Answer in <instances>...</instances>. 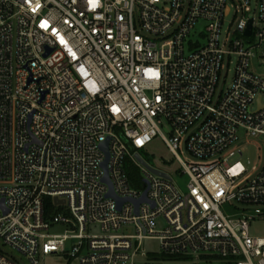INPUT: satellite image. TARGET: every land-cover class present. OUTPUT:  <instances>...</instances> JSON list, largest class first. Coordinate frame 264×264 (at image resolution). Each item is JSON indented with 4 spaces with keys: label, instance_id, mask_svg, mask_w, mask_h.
Returning <instances> with one entry per match:
<instances>
[{
    "label": "built area",
    "instance_id": "2783aa9c",
    "mask_svg": "<svg viewBox=\"0 0 264 264\" xmlns=\"http://www.w3.org/2000/svg\"><path fill=\"white\" fill-rule=\"evenodd\" d=\"M255 59L264 0H0V264H264L249 233L264 219ZM157 135L185 192L139 153Z\"/></svg>",
    "mask_w": 264,
    "mask_h": 264
},
{
    "label": "rangeland",
    "instance_id": "374dc122",
    "mask_svg": "<svg viewBox=\"0 0 264 264\" xmlns=\"http://www.w3.org/2000/svg\"><path fill=\"white\" fill-rule=\"evenodd\" d=\"M254 4L253 1H251V8H253ZM230 19V16L226 18V22ZM233 60V59H232ZM253 71L258 73L259 75L264 77V62L259 60H253ZM233 71V65L230 64L228 66V72L227 77L225 81L226 87L231 79ZM162 132L164 134H167L170 131V127L163 122V125L161 127ZM238 136L240 138L246 136L244 131L239 130ZM245 145L248 149L247 153L243 155V159L249 158L250 160V170H253L256 168L259 164V149L253 144L251 141L245 142ZM141 157L151 166L168 172L172 175L173 180L179 185L182 191L185 192V185L187 182V176L185 174H181V165L178 162V160L175 158V156L172 154V152L169 150L167 145L165 144L164 140L161 138L160 135H157L154 137L149 144L146 145V147L143 150H140ZM222 210L227 215L235 214L237 211L230 206L229 204H225L222 207ZM159 226L163 225V222L159 220L158 222ZM62 227L59 225H56L53 227L50 232H62ZM91 233L99 234V228L97 226H93L91 228ZM249 233L252 236H263L264 237V219H256L250 223L249 226ZM147 244H149L147 242ZM150 248H157V242H151V244L148 245ZM16 255L19 256L18 253ZM24 264H28L27 260L24 257L19 256ZM44 264H75V262L71 261L69 258L63 255H50L44 259ZM165 264V263H163ZM174 264H193L192 261H184V262H176Z\"/></svg>",
    "mask_w": 264,
    "mask_h": 264
},
{
    "label": "water",
    "instance_id": "95a60500",
    "mask_svg": "<svg viewBox=\"0 0 264 264\" xmlns=\"http://www.w3.org/2000/svg\"><path fill=\"white\" fill-rule=\"evenodd\" d=\"M249 34H250V21H249V23H248L247 29L245 30V35H249ZM101 149H102V151H103V153H104V160H103V162H102V168H103V170H104L103 181H104V182L107 184V186H108L107 196L112 197L113 199H115V200L117 201L118 205H120V203H121L123 200L119 199V198L114 194L113 189H112L111 184H110L109 179H108V175H107L106 164H107V160H108V149H107V143H106V142L103 143V144L101 145ZM137 157H139V156H137ZM138 160H139L143 165H145V166L148 168V166H147V165H146V164H145L140 158H138ZM153 171H154V170H153ZM157 173H158V172H157ZM161 175L164 176V177H166V178H168V176H167L166 174L161 173ZM141 200H144V201L147 200L145 194H143ZM139 201H140V200H136V201H132V202L134 203L135 206H137V204L139 203ZM53 202H54V204H57V203H62L63 201H60V200H58L57 198H54V199H53Z\"/></svg>",
    "mask_w": 264,
    "mask_h": 264
},
{
    "label": "trees",
    "instance_id": "16d2710c",
    "mask_svg": "<svg viewBox=\"0 0 264 264\" xmlns=\"http://www.w3.org/2000/svg\"><path fill=\"white\" fill-rule=\"evenodd\" d=\"M132 173H133L132 171L129 172V174H130L129 176H131ZM133 176L137 177V174L134 172ZM44 202H45V205H44V217H45V219H49L50 216L52 215V213L55 211V208H54V205H53V203H52V201H51V199L49 197H46L44 199ZM202 258H204V257H202Z\"/></svg>",
    "mask_w": 264,
    "mask_h": 264
}]
</instances>
